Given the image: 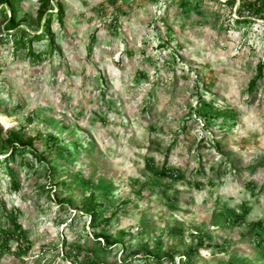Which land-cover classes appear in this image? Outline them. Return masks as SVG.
I'll use <instances>...</instances> for the list:
<instances>
[{"label": "rangeland", "instance_id": "rangeland-1", "mask_svg": "<svg viewBox=\"0 0 264 264\" xmlns=\"http://www.w3.org/2000/svg\"><path fill=\"white\" fill-rule=\"evenodd\" d=\"M243 1L0 0V161L68 148L12 165L17 191L0 169V228L26 233L0 264H264V20ZM45 25L31 47L52 53L14 50Z\"/></svg>", "mask_w": 264, "mask_h": 264}, {"label": "trees", "instance_id": "trees-1", "mask_svg": "<svg viewBox=\"0 0 264 264\" xmlns=\"http://www.w3.org/2000/svg\"><path fill=\"white\" fill-rule=\"evenodd\" d=\"M55 7L57 8V14L55 16H60L62 14V4L58 5L55 2ZM248 13V15L252 17H256L264 20V0H244L241 4V7L237 10L238 15L243 16V12ZM15 20V12H12V18L7 21L5 24V31L12 30L16 26L14 24ZM244 22H249L247 19H244ZM46 26V25H45ZM47 32L50 36V27L49 25L43 28L38 34L32 33L30 35L27 32H16L14 33L12 39V45L14 50H21L25 48L26 53L31 57L32 61H41L44 57L48 56L54 50L50 45L46 46V48L41 52H34L31 47V43L34 39L41 37L42 34ZM50 40V37H49ZM263 63H259L256 67L257 76L255 80L252 82L251 86L255 84L257 78L262 76ZM18 135L15 139H18ZM52 140H55L54 138ZM68 148L65 145L57 144V141H54V146L48 148L45 152L38 153L29 148L28 144L23 142H10V150L7 152V156L4 158L5 160L0 161V169L4 170L5 173H10L12 170V165L16 164L18 161L23 162L26 161V157L30 156L34 158L38 163L48 165V159L52 160L54 157L58 159L64 160V156L68 153ZM27 164V163H26ZM32 168V166H31ZM12 174L9 176L10 181V190L17 191L19 190V183L16 179V173L12 170ZM46 171L50 174H54L53 170L46 169ZM164 172L162 171L161 174ZM58 185V186H57ZM64 186L62 184H56L55 188L62 189ZM82 212L87 216L90 220V224L94 225L96 229H99V239H103L107 245L110 244L111 237L107 235V227L112 223L115 216L110 215L108 217H102V212L100 205L96 202L95 195L91 194L89 198L84 201V206L81 207ZM0 209L3 210L4 204L0 203ZM8 222L10 223V227L0 228V249L1 251L10 249V242L15 240L17 242L26 240V233L21 228V225L18 222L17 213L12 216H6ZM258 233L256 236L258 237ZM120 240V239H119ZM100 241V240H98ZM203 242L201 239L199 240L198 246L194 249L189 247L184 252V255L187 259H191L195 256L194 250L203 247ZM75 255L80 253V246H74L70 248ZM219 249H222L220 247ZM89 258V257H88ZM90 264H100L102 261H89Z\"/></svg>", "mask_w": 264, "mask_h": 264}]
</instances>
